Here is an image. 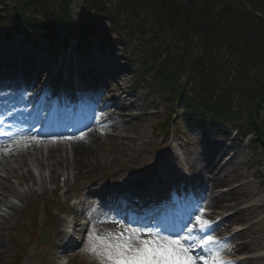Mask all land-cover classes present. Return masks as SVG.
Wrapping results in <instances>:
<instances>
[{
    "label": "trees",
    "instance_id": "trees-1",
    "mask_svg": "<svg viewBox=\"0 0 264 264\" xmlns=\"http://www.w3.org/2000/svg\"><path fill=\"white\" fill-rule=\"evenodd\" d=\"M74 1L0 0V32L53 43L62 24L81 40L96 35L109 45L115 30L130 49L137 35L147 36L153 48L135 46L128 59L141 49L143 66L151 60L170 90L182 79L192 116L211 109L264 133V0H80L79 21Z\"/></svg>",
    "mask_w": 264,
    "mask_h": 264
},
{
    "label": "rangeland",
    "instance_id": "rangeland-1",
    "mask_svg": "<svg viewBox=\"0 0 264 264\" xmlns=\"http://www.w3.org/2000/svg\"><path fill=\"white\" fill-rule=\"evenodd\" d=\"M80 4L81 1L76 0V2H73L71 5L70 11L76 18L79 17V13L81 14L82 12L79 10ZM232 6L230 5V7ZM57 30L60 34H63L62 29L58 28ZM114 33L116 32L113 31V34ZM1 36H3L2 38H4L3 34ZM113 37L115 38V35H113ZM146 37L147 36L137 35L135 37V41L130 43V47L131 45H133L134 47L141 45L140 48L142 49L144 47L143 43H146V48H153L152 43H150L149 41L146 42ZM22 38L23 37L18 33L10 39H0V82H3L4 79H6V76L18 77V75H22L23 70L27 69V67L30 66L26 64V60L28 58H31L33 60L35 69L37 67L40 68L42 66L49 65V63H53L51 62V56L55 53H53L51 49L52 45H48L49 42H47L46 40H42L40 41L39 45H37L31 40L22 41ZM123 38L126 40V42H128V37ZM117 40L114 42V44H116L115 47H117L115 48L114 52L107 51L104 52L101 59H98L96 61H87L85 59L78 64L85 65V68L87 69H92L95 67L97 68L102 64H109V67H104L103 69H94L95 71H97L98 77L101 81L100 88L98 89L97 87L98 91L103 92V96L105 98H109L110 96H121L123 98L129 97L128 101L118 100L113 102V109H109L110 111H108V109H104V114H108V112H114L112 116L113 118H115L117 115L115 113L118 111L115 105H128L129 103H135L134 106L127 108L125 112L118 111V113H125L127 115L126 117L119 118L120 121L123 119L122 121L127 125H124L120 129L116 130V134L121 133L129 137L128 139L122 140L125 143V147L127 148V150H124L123 146L119 144L116 145L118 148L117 151L107 149L109 145L115 146V144L108 143L104 145L103 149L105 154L102 155L108 157L106 161H108L109 163L105 165V167L98 170L97 174H99L100 178H98L99 176H97L90 179H97L99 182L108 181V183L111 184L113 183V181H119L120 183L128 186L131 184H137V182L133 180L134 173L132 170H130L131 167L138 166L139 168L146 167L150 169L151 166H154L153 170H158V172H161L160 169H163L166 166L167 171L171 170L170 174L174 173L172 178L174 179L175 183L179 184L182 182H186L185 175L194 178L193 174L195 173V171L193 168V164L195 160L199 161V164L201 166L205 164L214 165L217 173L221 172L223 176L228 174L230 171L228 168H226L227 165L234 163L235 168L239 172L238 177L236 176V178L230 180V182L223 184V186L216 192L218 193L222 192V190L226 191L228 189L236 187L238 188L239 186L241 187L243 184H245V186L241 187L238 192H242L240 194L248 195V198L245 201H242L241 207L247 208V210L249 209V218L236 221L233 220L231 222L227 221V223H223L222 227L226 228V225H231V227H229V232L227 233L229 234V236L231 232L234 233L246 227L249 230L248 234L245 235V238H234L229 244L230 247L235 246L236 244L241 243L243 240L250 239L252 237L256 239V245L264 247V181L262 180V177L260 176L258 170L260 166H263L261 170L264 171V163H258L260 164V166H258V161L253 160V156L255 154L253 147L247 142L238 145L239 141L237 139L233 142L229 140L226 141L218 132L214 133L213 129H208V123H205L203 127L201 125L200 127H193L192 130L187 129L182 119L183 115L181 114L176 119V122H178L177 128L179 129L180 133L171 137H161V123L166 117V113L162 115L161 111H157L143 114V111L153 110L156 108L158 109L161 108V105L167 104L166 102H164L161 96L163 95V92L162 90H160V88L157 89V87H151L152 83H154V80L150 76H148L147 78L142 77L141 84L138 86L135 85L136 75H134V72H132L131 69L129 70L130 63H127V60L121 57L120 54V47H122V45H124L125 43L122 42L123 39H119L118 35ZM134 47H131V54L135 50ZM141 49L139 50V52H137L138 58L141 57ZM123 52H125V50H121V53ZM148 63H150V61H148ZM119 65L122 66L120 69H118ZM134 65L137 66V64ZM109 68L115 69V72L117 73L116 78H113L114 80L109 82L110 86L106 85L103 81V70H105L104 72H106V70ZM135 70L138 71L139 67ZM92 74L85 76V83L87 82V80H96V73L93 72ZM32 75L33 73L27 74V78H31ZM36 75L37 74H35V76ZM45 75L46 74L41 75L42 82ZM104 75L105 77H107L106 74ZM42 82L40 83L42 84ZM54 83H57V80H55ZM90 85L92 86L87 87H93L95 89V83H91ZM111 87L113 89L112 91L109 90ZM104 134L105 133H100L101 136H104ZM181 135L184 136V138H182ZM101 141H103V139H101ZM178 144L181 146V148L178 147ZM225 147L228 149L227 155L224 156L225 158H223L222 156V158L217 159V161L214 160L215 155L225 152ZM175 153H177V155H175L174 157L173 154ZM9 168L11 169V166ZM32 170L35 179L38 183H40L41 174L43 173V171L38 169L35 165L32 166ZM16 171L17 175H10V181L16 186L17 190L24 191L26 188L31 187V181H24L20 183L18 178L15 177L25 174L28 171V167H17ZM46 172L48 173V171ZM0 173V175L4 178L8 177V173L6 172V170L0 169ZM206 175L209 177L212 176L209 173H206ZM1 176L0 180H2ZM137 177L138 174L135 175V178ZM79 179H84V177H80ZM73 180L71 181V184L69 186L71 192L58 191L51 194L50 190H48L49 193L47 194V196H49V198L51 199L46 201H42L43 197L38 198V196L35 199L28 198L26 205L17 217V220L7 222L15 224L19 227L23 223H28L30 224V228L28 229L27 227H20V230L27 232L25 238H20V243H16L11 238H9V236H7L8 240L4 239L7 248H5L6 251H4V256L0 260V264H11L13 259L16 260V264L56 263L55 261L58 257H56L55 255L58 253L60 254V252L59 250L55 249V235L57 233V230H59L61 227L60 219H68V212L62 213L58 211L62 210L61 206H63V201H61L60 199L68 195V193L69 196L73 194V190H75V192L79 191L83 193L80 195L82 197H86V194H84V192L82 191V187H80L81 184H79V181L78 183H76ZM56 181L51 182L48 180V182H46V185L48 186V188L54 187L55 185H57ZM51 183H54V185H50ZM91 187H95V185ZM45 193L43 195H45ZM17 198V196L9 197V199L13 201H17ZM228 203L229 201L226 203V205ZM21 205L22 203L20 202L19 206ZM30 209H36L35 220L29 219L25 215L26 212ZM222 211L226 212L227 208L220 210V212ZM235 212L236 210L233 211V214H236ZM211 216L213 218L218 217L217 214H212ZM34 223H36V225ZM58 223H60V225H58ZM49 225H53V228L51 229L50 240L46 243H42L40 242L42 233ZM81 228H83V226ZM95 228L99 230L101 227ZM90 230L91 228H83V237L81 235L82 239L78 241V245L76 246V248L71 250V253H75V255L78 256L72 264H94V262L90 260L89 256L82 251L87 241L88 232ZM28 240L32 241V243L29 245H27L26 243V241ZM253 251L251 252V250H249L246 252L247 254L243 256L245 258H254L253 264H257L259 261H264V252L263 255H261V251ZM229 253L235 256L238 255L237 251H229Z\"/></svg>",
    "mask_w": 264,
    "mask_h": 264
},
{
    "label": "bare ground",
    "instance_id": "bare-ground-1",
    "mask_svg": "<svg viewBox=\"0 0 264 264\" xmlns=\"http://www.w3.org/2000/svg\"><path fill=\"white\" fill-rule=\"evenodd\" d=\"M26 64L30 65L27 67L29 68L27 69L28 73L37 72L38 74L36 77V81L33 84H28L27 89L36 90L40 81L42 82L41 75L47 74L50 69L47 66H42L41 69H39L38 67L35 69V64L31 58H28L26 60ZM115 75L116 74L112 72L109 75L108 79H113ZM9 79V83L4 86H0V92L4 95L3 97H0V129H3L2 133L7 134L8 138L7 142L0 141V169H4L8 173V180L7 178H4L0 175L2 179L0 180V205L6 208L3 213H0V217L3 220L7 221L15 220L19 216V212L21 210V207L18 205V203L11 201L9 199V196L19 195L21 201H25V199H27L28 197L35 196L34 188H28L27 190L18 193L15 185L10 182V175H17V167H29L30 169V167L34 164L37 168H40L44 171H49V176H47L46 174L41 175V190H48V187L45 183L47 178H49L51 181H56L57 178L65 175V185L69 186L71 174L75 176L76 181L79 177L90 179L99 176V174H97L98 170L105 167V165L109 163L108 161H106L108 157L102 155L105 154L103 146L108 143L115 144V146L109 145L107 149L117 151L118 148L116 145L119 144L123 146L124 150H127V148L125 147V143L122 140L129 138L128 136H125L121 133L116 134L117 129H120L124 125H127L122 121L123 119L121 121L110 119L106 122H102L100 120L98 123L94 124L87 132L83 133V139L80 138L82 133L68 136L72 139H65V137L62 135L38 137L35 131V127L37 124H35L34 126V123L41 119L40 114L44 112L43 104L47 101V98H38L37 100H35V98L39 95V92L30 94L28 96V92L24 93L16 91L14 95H11L12 92L8 91V89H13V91L19 89V82L16 81V78L6 77L5 80ZM112 90L113 89H111V91ZM99 98L100 97L95 100V103L98 102ZM107 100H109V103L112 106L113 102L118 100L128 101L129 97L123 98L121 96H110L109 98H105L103 96V104ZM134 105L135 103H129L128 105L122 104L115 106L119 111L125 112L127 108ZM36 107H38L40 114L38 113ZM30 114H34L31 123L29 122ZM4 123L11 124L10 128H4ZM100 133L105 134L104 136H101ZM18 134L36 136L39 142H32L27 147L17 146L9 139V136L11 135L12 137H15ZM101 139H103V141H101ZM225 152L215 155L214 160L217 161V159L222 158V156L223 158H225L224 156L227 155V151ZM10 166L11 169L9 168ZM194 167L196 173H200L202 176L206 173L212 175L210 178L208 176L204 180L206 181L204 190L205 195L204 202L201 204V206L205 210V212H207L205 216H209V214L210 216L212 214L222 215L225 211L220 212V210L227 208L226 212L237 210L235 216H233L234 220L249 218V209L247 210V208L241 207L242 201H245L248 198V195L240 194L242 192H238L241 187L245 186V184H243L241 187L239 186L238 188L218 193L216 192L223 186V184L230 182V180L236 178V176L238 177L239 172L235 168L234 163L227 165L226 168H228L230 171L224 176L221 174V172L217 173L216 168L211 164H205L201 167L193 166V168ZM30 170L28 173L23 175L24 180L21 179V177H18L19 182H24L27 180H32L33 182L35 181V177ZM170 173L171 170L166 171L167 175H169ZM98 178H100V176ZM93 182L99 181L97 179H94ZM96 184H98V186L95 188L96 190H93L89 186L84 187L86 194L88 195L89 192H91V194L93 193L94 196L100 197L101 201L104 202V204H107V206H111L112 209L115 208V206L118 204L117 198L118 196H120V190L123 187L122 183L114 182V184H110L108 182H99ZM159 192L160 191L154 192V194H158ZM108 195L111 196L110 200L108 199ZM88 200L92 206L91 210H78V208L76 207L72 209V221L68 222V225L65 226L66 228H63V230L58 233L59 247L67 250L72 246L70 245V241L66 242V240L71 239L70 233L78 232V222L80 217L87 218L85 213H94L97 216H100L101 214L102 216H107L102 211V207L100 205L101 203L91 197ZM228 201L229 203L226 205ZM207 216L206 218H208ZM229 216L231 215L226 214L224 217H222V220H227ZM61 222L66 224L67 220L61 219ZM34 224L36 225V223ZM135 226L146 227L140 226L137 223H135ZM20 227H27L29 229L30 224L23 223ZM20 227L14 224L6 225L3 222L0 223V260L4 256V251H6L5 248H7L5 242L6 239L4 238L5 236H12L15 234L17 235L18 239L25 238L27 232L20 230ZM242 238H245V236ZM245 240H247V242L243 241L242 243H238L235 246L231 247V251H237L240 257L237 264H253V259H248L245 261L244 259H242V256L247 251H253L256 249V239L251 238ZM26 243L27 245H29L32 243V241L28 240L26 241ZM229 255L231 256V254Z\"/></svg>",
    "mask_w": 264,
    "mask_h": 264
},
{
    "label": "snow or ice",
    "instance_id": "snow-or-ice-1",
    "mask_svg": "<svg viewBox=\"0 0 264 264\" xmlns=\"http://www.w3.org/2000/svg\"><path fill=\"white\" fill-rule=\"evenodd\" d=\"M80 138H84L83 133ZM9 139L22 147L39 142L36 136L24 134L10 135ZM194 212L201 214H190L187 224L179 226V231L167 224L139 227L135 222L121 223L120 230L103 233L93 227L82 251L94 264H236L223 255L225 249H232L227 241L211 234L213 222L202 218L203 209L194 206Z\"/></svg>",
    "mask_w": 264,
    "mask_h": 264
},
{
    "label": "water",
    "instance_id": "water-1",
    "mask_svg": "<svg viewBox=\"0 0 264 264\" xmlns=\"http://www.w3.org/2000/svg\"><path fill=\"white\" fill-rule=\"evenodd\" d=\"M226 9V8H225ZM228 9V8H227Z\"/></svg>",
    "mask_w": 264,
    "mask_h": 264
}]
</instances>
